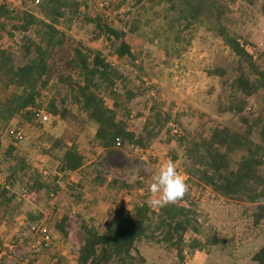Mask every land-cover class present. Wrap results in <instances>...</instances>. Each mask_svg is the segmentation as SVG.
Listing matches in <instances>:
<instances>
[{
  "label": "rangeland",
  "instance_id": "1",
  "mask_svg": "<svg viewBox=\"0 0 264 264\" xmlns=\"http://www.w3.org/2000/svg\"><path fill=\"white\" fill-rule=\"evenodd\" d=\"M72 1L80 7L77 13L67 10L58 22L62 36L50 54L40 111L32 122L18 115L0 121V193L5 189L9 201L0 206V264H77L83 228L92 226L102 233L117 206L132 210L139 203H149L152 178L168 159L176 162L190 185L189 194L179 204L196 210L200 234H186L183 260L175 250L143 240L137 248L146 263L136 264H257L252 257L264 245V221L253 223L256 206L224 198L190 178L184 149L178 143L183 137H210L216 128L242 133V119H247L254 127L252 139L264 145V92L246 98L235 89L243 66L218 36L215 21L212 17L182 18L185 13L177 0V10L170 8L168 0ZM216 2L230 31L248 43L254 63L264 68V0ZM41 3L0 0L4 14L0 52H11L16 67L27 62L25 48L36 35L34 30H22L21 18L25 13L43 18ZM97 17L126 33L135 60L116 56L112 43L89 22ZM76 49L101 52L123 75L117 84L122 95L119 118L145 146L114 148L127 159L120 170L108 163L115 153L94 143L97 126L74 101V91L81 83L74 63ZM127 91L136 93L130 102ZM9 93L0 81V104ZM105 98L113 107L111 97ZM53 100L58 109H66L65 118L46 112ZM11 129L22 130L24 139L15 141ZM56 138L76 142L85 157L80 171L58 174V162L47 154ZM14 169L18 171L11 179ZM36 223L52 232L50 247L30 231ZM61 226L67 236L59 230ZM194 239L202 246L191 253L188 245Z\"/></svg>",
  "mask_w": 264,
  "mask_h": 264
},
{
  "label": "trees",
  "instance_id": "2",
  "mask_svg": "<svg viewBox=\"0 0 264 264\" xmlns=\"http://www.w3.org/2000/svg\"><path fill=\"white\" fill-rule=\"evenodd\" d=\"M168 2L172 10L178 9L175 0ZM177 2L185 13L181 15L182 18L196 21L212 17L215 21L218 36L243 66L242 73L234 81L235 89L246 98L264 92V68L254 63L253 56L247 50L248 43L242 42L241 37L230 31L216 0ZM79 7L72 0H42L40 11L43 18L31 13H25L21 18L22 30H34L36 35L35 39H28L25 48L27 62L23 66H15L11 52H0V81L7 91L10 90L5 102L0 104V121L7 122L18 115L25 121L32 122L35 114L40 111L42 93L48 85L50 54L60 43L62 36L58 22L65 17L67 10L77 13ZM3 16V8L0 7V19ZM89 22L95 25L100 36L112 43L118 58L135 60L124 31L113 28L100 17L90 19ZM74 63L81 77V83L74 91V101L81 112L97 126L94 143L110 153H116L114 148L118 145L144 147L142 139L127 128L123 118H119V98L122 95L117 91V84L123 80L120 71L101 52L76 49ZM105 95L111 97L113 107L107 105ZM125 96L130 102L136 93L127 91ZM46 112L54 117L65 118L66 109H58L53 100L48 104ZM242 122V133L233 132L229 128H216L210 137H183L178 143L186 155V174L224 198L255 205L252 219L255 225H259L264 221V205L256 203L258 198L264 196V145L252 139L253 125L247 119H242ZM47 154L58 162L57 171L60 175L78 172L85 166V157L79 152L75 141L67 143L63 138H56ZM17 165L20 169H25L18 160ZM17 171L18 169H14L11 179ZM32 186L38 187V184L34 183ZM6 193L5 189L0 193V206H6V202H9ZM113 213L104 232L101 233L92 226L83 228L85 237L77 264L146 263L137 248V244L143 240L155 241L175 250L183 260L186 234L193 232L199 235L201 230L198 214L190 205L186 207L177 203L157 210L144 201L135 205L132 210L119 205ZM58 228L67 236L62 226ZM201 246L202 243L194 239L188 249L193 253L200 250ZM252 260L257 264H264V245Z\"/></svg>",
  "mask_w": 264,
  "mask_h": 264
},
{
  "label": "clouds",
  "instance_id": "3",
  "mask_svg": "<svg viewBox=\"0 0 264 264\" xmlns=\"http://www.w3.org/2000/svg\"><path fill=\"white\" fill-rule=\"evenodd\" d=\"M153 182L149 186L152 199L150 206L165 207L182 201L190 192L187 179L178 170L176 162L168 159L153 176ZM258 205H264V196L256 201Z\"/></svg>",
  "mask_w": 264,
  "mask_h": 264
},
{
  "label": "built area",
  "instance_id": "4",
  "mask_svg": "<svg viewBox=\"0 0 264 264\" xmlns=\"http://www.w3.org/2000/svg\"><path fill=\"white\" fill-rule=\"evenodd\" d=\"M37 3H39V0H37ZM9 134L15 141L20 142L24 139V132L22 130L11 129L9 131ZM30 231L39 238V240L44 244L46 248L50 247L53 243V234L43 225V223H36L31 225ZM51 264L57 263L56 261H53V263Z\"/></svg>",
  "mask_w": 264,
  "mask_h": 264
},
{
  "label": "water",
  "instance_id": "5",
  "mask_svg": "<svg viewBox=\"0 0 264 264\" xmlns=\"http://www.w3.org/2000/svg\"><path fill=\"white\" fill-rule=\"evenodd\" d=\"M109 165L113 169H122L127 165V159L122 153H115L109 157Z\"/></svg>",
  "mask_w": 264,
  "mask_h": 264
},
{
  "label": "crops",
  "instance_id": "6",
  "mask_svg": "<svg viewBox=\"0 0 264 264\" xmlns=\"http://www.w3.org/2000/svg\"><path fill=\"white\" fill-rule=\"evenodd\" d=\"M109 188H113V187H109ZM4 207V206H3ZM0 228H3L2 226L0 227ZM1 232V231H0ZM0 237H1V235H0ZM1 255H2V252H0V257H1Z\"/></svg>",
  "mask_w": 264,
  "mask_h": 264
}]
</instances>
